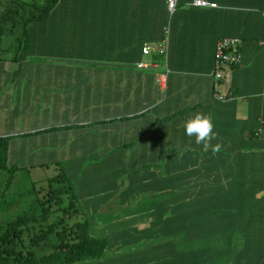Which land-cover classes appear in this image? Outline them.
Here are the masks:
<instances>
[{"label": "crops", "instance_id": "obj_1", "mask_svg": "<svg viewBox=\"0 0 264 264\" xmlns=\"http://www.w3.org/2000/svg\"><path fill=\"white\" fill-rule=\"evenodd\" d=\"M194 1L177 0L173 12L166 0L116 1L114 16L84 19L80 31L75 20L69 31L47 29L25 57L0 61L5 188L12 170L47 195L59 181L64 217H76L65 225L83 221L86 233L106 240L102 255L72 264H210L229 253L217 244L186 249L207 232L234 230L205 218L245 198L229 187L250 183V156L264 167V17L249 10L264 0ZM165 25L166 57L137 67L143 43L157 41ZM229 35L243 36L241 60L213 86L216 42ZM197 113L211 117L219 152L186 134ZM257 180L264 185V176Z\"/></svg>", "mask_w": 264, "mask_h": 264}, {"label": "rangeland", "instance_id": "obj_2", "mask_svg": "<svg viewBox=\"0 0 264 264\" xmlns=\"http://www.w3.org/2000/svg\"><path fill=\"white\" fill-rule=\"evenodd\" d=\"M25 4L26 12L23 17L28 16L31 11L37 13L41 5L48 4L49 0H18ZM118 1L128 0H56L53 7L44 14L42 19L37 21H31L24 27L18 23L15 25L12 31L6 30L0 41V57L5 66V61L11 63L13 57L22 51H27L35 47L34 35L42 31H65L70 30L69 22L75 20L78 24L75 25V31H80L81 22L86 20L97 19V17L105 16L110 18L114 16V8L112 3ZM129 1H145V0H129ZM151 1V0H150ZM156 1V0H154ZM9 0H0V14L8 6ZM106 6V7H104ZM136 11H138L136 9ZM35 23V28L32 29L31 24ZM24 37L28 38V43L24 45L22 40ZM20 39V40H19ZM32 39V43H31ZM144 61L164 59L161 56L153 54L146 55ZM13 66V65H12ZM7 70L6 67H4ZM261 134V133H260ZM264 150V149H263ZM263 153L261 156V162L263 160ZM252 163L250 173V183L242 186L237 184H230V195L233 192L240 191L243 189L245 198L243 200L235 199L229 201L228 207H223L222 210L211 212L205 223L212 224L217 223L218 225H231L233 226L232 231L228 233L210 231L205 233L211 238L193 239L187 243L186 250H192L189 243H192L194 247L200 248L205 247L208 244H217V248L220 250H229V253L224 257H215L214 262L210 264H264V232H255L256 229H264V185L258 184V176L261 178L264 176V167H257L259 162L258 158L250 156ZM264 161L261 163L263 164ZM14 178L8 188H5L6 173H0L3 176L4 183L0 178V222L7 223L13 221L17 216L25 213L34 212L35 219L27 224V227L22 226L23 231L21 232L23 246L29 245V234H36L38 237V243L43 245L45 250H51L53 246L58 244V236L54 233L56 230H60L65 223H69L76 217L69 218L64 217L66 209V194L61 191L50 192L47 195L48 187L45 189L41 188L39 184L36 185L35 190L29 184L27 175H21L14 170ZM56 176L57 174L54 173ZM5 176V177H4ZM256 179V180H254ZM254 180V181H253ZM3 184H2V183ZM64 185L59 183H53L51 188H62ZM223 186H228L224 184ZM250 193H249V190ZM40 203V204H38ZM226 212H225V211ZM69 212L68 210H66ZM217 217V218H216ZM60 221V224H58ZM57 224L53 229L51 228L48 232L39 233L38 231L47 230L49 227L47 224ZM83 221H81L82 223ZM191 223L190 218L186 219V229H189ZM244 228L245 230H242ZM90 236L89 233H87ZM189 234V232H185ZM193 234V233H192ZM156 236L152 234L150 237H145L143 240L153 239ZM259 237V240H258ZM66 238V237H65ZM37 239V238H36ZM47 241L45 244L43 242ZM249 248V254L243 253ZM208 250V248H201ZM186 259V264H187Z\"/></svg>", "mask_w": 264, "mask_h": 264}, {"label": "trees", "instance_id": "obj_3", "mask_svg": "<svg viewBox=\"0 0 264 264\" xmlns=\"http://www.w3.org/2000/svg\"><path fill=\"white\" fill-rule=\"evenodd\" d=\"M55 2L56 0H49L48 4L41 5L37 13L31 11L28 16L23 17L24 13L26 12L25 4L18 0H9V3L7 4L8 6L0 14V41L6 30L12 31L15 25L18 23L23 25V30L25 31L26 26L31 23V21L42 19L43 16H45L44 14H46L49 9L54 6ZM249 10L262 14L264 11V5ZM35 26V23L31 24L32 29H34ZM229 36L238 37L240 40L243 38L242 35ZM22 40L24 41V45L28 43L27 37H24ZM238 45L239 48L241 41ZM29 51L32 50L30 49ZM27 54V51H22L13 57V59L19 60V57H25ZM253 133L255 134V131ZM7 148V138L1 137L0 169H8L11 171V167H7ZM55 190H52V192ZM71 203L73 204L74 201L73 198L69 196V211L70 207L72 206ZM34 219L35 213L30 212L17 216L13 221L7 223L0 222V264H72L73 262L84 258L99 257L105 251L106 240L103 237H93L88 235L85 232V223L79 222H75L71 225H63L60 230H56L54 235L59 237V242L53 246L51 250L44 251L41 249L44 248V246H38V239L40 237H38L36 234H32L31 232L29 234L30 238L28 240L29 245L25 247L23 246L24 243L21 237V232L23 231L22 226L24 225L27 227V224L32 222ZM58 223H60V221H58ZM55 226L56 224L53 222L49 224V228L47 230H40L38 232H48L50 228L52 230ZM46 242L47 241L43 242L42 244H45Z\"/></svg>", "mask_w": 264, "mask_h": 264}, {"label": "built area", "instance_id": "obj_4", "mask_svg": "<svg viewBox=\"0 0 264 264\" xmlns=\"http://www.w3.org/2000/svg\"><path fill=\"white\" fill-rule=\"evenodd\" d=\"M194 3L199 6H215V3H211L205 0H195ZM177 4V0H166L167 8L170 12H173ZM264 17V11L262 12ZM168 25L163 26L161 37L157 41L145 42L142 45L141 52L144 55L153 54L156 56L166 57L168 47ZM241 40L234 36H222L216 42L214 53V65L212 69L213 86L218 84V81L222 78L224 71L227 68L236 66L240 63L241 54L238 48V44ZM152 61V60H151ZM138 61L137 67H152L153 63ZM161 81H165V74H160ZM220 99L222 96H218ZM263 124V121H260ZM262 129L259 127L255 131V135H259Z\"/></svg>", "mask_w": 264, "mask_h": 264}, {"label": "clouds", "instance_id": "obj_5", "mask_svg": "<svg viewBox=\"0 0 264 264\" xmlns=\"http://www.w3.org/2000/svg\"><path fill=\"white\" fill-rule=\"evenodd\" d=\"M185 131L189 137L195 136V142L202 144L203 150L208 151L212 149L213 153L219 152L220 145L213 146L211 141L216 138V134L213 133V124L211 117L205 114L197 113L193 118L188 119L185 122Z\"/></svg>", "mask_w": 264, "mask_h": 264}]
</instances>
